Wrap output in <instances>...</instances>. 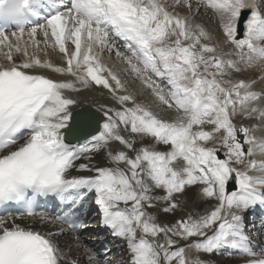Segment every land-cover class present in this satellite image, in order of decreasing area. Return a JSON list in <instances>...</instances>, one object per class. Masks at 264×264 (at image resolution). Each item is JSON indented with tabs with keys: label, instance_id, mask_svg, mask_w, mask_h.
<instances>
[{
	"label": "snow or ice",
	"instance_id": "snow-or-ice-1",
	"mask_svg": "<svg viewBox=\"0 0 264 264\" xmlns=\"http://www.w3.org/2000/svg\"><path fill=\"white\" fill-rule=\"evenodd\" d=\"M179 6L190 14L194 6L197 13L211 11L217 42L210 43L203 25L180 15ZM42 8L48 10L45 23L29 29L32 43L38 48L39 30L65 66L30 55L17 32L13 43L3 26L14 24L23 34ZM0 20V45L8 49L0 62V206L24 208L20 216H0V264H79L53 239L63 230L42 232L17 221L38 216L49 222L34 210V196L78 205L92 193L101 224L126 246L128 264H207L201 253L223 249L239 254L243 264H264V245L244 232L245 214L264 209V136L254 134L264 132V89L254 90L255 79L233 78L241 65L264 61L258 0H0ZM118 40L130 55L116 49V56L170 110L169 118L138 103L103 63L100 54ZM222 45L231 51L218 54ZM13 51L22 53L19 63ZM259 79L264 82V72ZM91 83L108 90L115 105L98 107L102 122L87 110L73 112L78 102L66 94ZM135 137L154 145L137 147ZM101 154L105 163H93ZM72 170L89 174L70 176ZM188 187L215 201L210 210L158 223L149 209L165 202L160 211L172 212L174 194ZM56 220L73 231L78 226V217ZM188 250L195 253L191 258ZM83 255L88 264H108L107 249L102 261L88 249Z\"/></svg>",
	"mask_w": 264,
	"mask_h": 264
},
{
	"label": "bare ground",
	"instance_id": "bare-ground-1",
	"mask_svg": "<svg viewBox=\"0 0 264 264\" xmlns=\"http://www.w3.org/2000/svg\"><path fill=\"white\" fill-rule=\"evenodd\" d=\"M63 1H67L68 0H63ZM59 3V2H58ZM193 4L195 5V0H193ZM258 5H259V9L260 11H262V13L264 14V3H261L260 0H258ZM185 7V6H184ZM177 11V8H176ZM248 11V10H246ZM178 12V11H177ZM249 12V11H248ZM180 15L182 16H188V18L190 19V21L193 24L199 23L201 25H203L205 27V29L213 36V40L210 41V43H216L217 42V37L220 35V32L218 30L217 27V20L216 18L212 15L211 11L206 10L204 8H201L199 10V14L200 16H202L203 14H205L206 16L209 14L210 18L206 19L204 16V19L202 18V20H199L201 22L198 21V19H200L199 17H197L198 13L196 11L195 6L192 9V13L190 14L188 12L187 7H185L184 9V13H180L178 12ZM196 16L197 19L195 20L193 17ZM45 23V21L43 22ZM209 23L212 24V30L209 27ZM12 33V32H11ZM11 33H8L10 40L14 43L16 41V37H13L11 35ZM17 36H20V42H21V46H25V43H27V47H28V52L31 55L33 52H37V54L39 55V57L41 59H48L51 60L54 64L58 65V66H65L63 59H62V54L59 53L58 50H53L51 47H46L44 40L45 37L43 35L42 32H40L39 30L37 31L34 39L36 42H38V48L35 44L32 43V37H30L29 35V29L25 30L23 34H21L20 32H17ZM222 46H224L222 48ZM219 49H218V54L221 53H227L228 51H231V49L227 46V45H222ZM116 49H118L119 51L125 53V55H130L129 53L126 52V50L123 47V43L121 42H116V46L115 48L111 51H103L100 55H101V59L103 61V63L110 68L121 80L122 84L125 85V78H123V73L124 71H126L128 73L129 76H131V78H134L135 74L132 73V71L129 69L128 65L124 62L123 59L119 58L116 56ZM226 50V51H224ZM8 52V49L6 47H4L3 45H0V62H3L4 60V54ZM12 56L14 58V60L19 63L20 60H22L24 57L22 55V53H16L15 51H13ZM225 58H230V59H236V57L233 55L231 57L225 56ZM241 68L243 70H245L246 72V76L243 77L242 79L245 81H251L253 79L256 80V84L254 85V90L256 91H260L262 89H264V82H261L259 77L262 74V72H264V61H256L254 63V65L250 68H246L244 65H241ZM44 72L45 75L52 77L54 79H71V77H60L55 73H52L50 70H39ZM106 75V73H105ZM245 75V74H244ZM243 75V76H244ZM138 77L136 76V79ZM234 79H238V78H234ZM136 82L140 83V89H143L145 87V85L142 83L141 79L139 78V80H136ZM80 90L78 92H68L66 93L67 95H69L71 98L75 99L78 103L74 106H72V110L73 112L82 108H87L89 109L91 112L97 114L100 116L101 118V122L103 121L104 117L102 115V113L100 111H98V107L100 105H108V106H115L113 100L110 98V93L108 92V90L104 89L102 86H97L94 83H91L88 87H83V86H79ZM131 89V87H130ZM126 90V89H125ZM127 92L129 91V89L126 90ZM123 94V93H121ZM143 99L146 100V98L144 97ZM138 103H142V98L138 100ZM146 102V101H145ZM147 106H149L153 111H156L159 115L163 113V111H159L158 106H159V101H157L155 104L146 102ZM144 104V103H143ZM131 106V105H129ZM170 112V111H169ZM169 114V113H168ZM163 118H169L168 115H166L167 117H164L162 115H160ZM237 124L239 123H244L245 125H251L253 123H258L257 121H250V120H244L241 121L239 119H237L235 121ZM208 130V129H207ZM257 136H264V132H255L254 133ZM124 135L126 137H128L129 139H132L133 136L130 133H124ZM135 139L137 140V147L141 146V143H143L144 145L150 146L152 147L154 145V142L149 138V139H144L142 142L140 140L139 137H135ZM22 142V140H21ZM113 147H118V145L114 144ZM158 148V150L160 148H162V146H156ZM221 155V157L223 156V150L220 151L219 153ZM260 157H257V159H259ZM81 162H86V161H77L76 163L79 164ZM93 163L97 164V165H103L105 163L104 158H103V154L97 156L93 161ZM89 173L86 172H76L75 170H72L70 172V176H75V175H88ZM252 175H258L259 173H251ZM231 190V188H229ZM198 189L195 187H188L185 189V191L183 193H176L174 194V201L177 203L178 207L176 209H174L172 212L173 213L175 211H179L181 210V200H180V195H183L184 200H186L183 204H187L190 205V208L192 210L191 211V215L192 217H198L199 215H203L206 211L210 210V206L212 203H215L214 200H205L203 198H201L198 194ZM157 195H162L163 192L161 190H157L156 192ZM90 198L92 199V203L90 204V206H94L98 209L99 211V207L94 203V193L92 194H88V197L83 201L84 204H88V200ZM183 200V201H184ZM165 206V202H160L157 204V206L155 207L154 210V214H156L158 216V218H160V220H164L165 223L168 222L169 219L166 218V213L160 211V209ZM185 206V205H184ZM257 209L254 208L252 210H249L245 216H244V223L247 220V214L252 213L253 210ZM85 213H84V218H85V223L81 228V232H83L84 230L87 229H94V233L96 235H99L100 238L98 239L101 242H109L108 245V253H113L116 251H119L121 249V247H125V256L128 259V253H127V249L126 246L123 245V243L113 237L111 235L110 229H108L106 226H103L101 224V218L99 219L100 222L97 223H93L94 220V215H91V211L89 210V208L85 207L84 208ZM150 211V210H149ZM100 213V211H99ZM47 218H51L50 222L48 223H42L38 217L37 221H34V218H25V221H21L18 220V223H23L25 225L31 226L39 231L42 232H48V231H52V232H59L60 230H63L64 232L69 231L64 225L57 223L56 221H54V219L49 216L48 214H44ZM101 216V214H100ZM181 216L178 215L176 216V219H181ZM258 217V216H256ZM251 219L249 220V223H252V225L250 226L251 230L250 231H256V235L257 236V240H253L254 243L256 244H260V245H264V227H261L262 224H264V220L260 219L258 217H250ZM107 230V233L104 234V231ZM77 233V232H76ZM75 234V233H74ZM72 236V235H71ZM77 235H73L72 237H64L63 234L61 235H56L53 237V239L59 244V246L65 251V253L68 255V257L70 259H78L79 260V264H88V261L84 258V251L85 249L91 250L86 244L83 246L82 244H80L79 241H76ZM86 237V236H85ZM88 237V236H87ZM123 245V246H122ZM99 246V243H98ZM105 250H99L101 251V254L104 255L105 254ZM98 251V250H97ZM91 252H93L91 250ZM191 254L194 255V253L192 252ZM101 256V255H100ZM118 258L116 259V262H123V257L118 255ZM203 260L207 261V264H223L224 261H226L227 259V263L226 264H243V259L241 258V256L239 254H236L234 252H232L231 249H223L221 252H217V253H213V254H205L203 256ZM126 259V258H125ZM102 261V260H101ZM125 262V261H124ZM128 263V262H127ZM109 264V263H108ZM113 264V263H111Z\"/></svg>",
	"mask_w": 264,
	"mask_h": 264
},
{
	"label": "rangeland",
	"instance_id": "rangeland-1",
	"mask_svg": "<svg viewBox=\"0 0 264 264\" xmlns=\"http://www.w3.org/2000/svg\"><path fill=\"white\" fill-rule=\"evenodd\" d=\"M184 9H185V7L184 6H179V7H177V11L178 12H180V13H184ZM204 16H205V18L206 19H209L210 18V15L208 14L207 16L205 15V14H203ZM200 16V14L198 13V15H197V17H199L200 19H198V21L199 20H202V18L204 19V16ZM197 17L196 16H194L193 18L196 20L197 19ZM199 22H201V21H199ZM209 25V27L211 28V30H212V24L211 23H209L208 24ZM219 30V29H218ZM224 46H222V48H223ZM224 51H226V50H224ZM229 52V51H228ZM245 74V75H244ZM123 78H125V80H126V82H125V85H124V89H129V91L127 92L128 94H131L132 96H134V98L136 99V101L137 102H139L138 100H139V98L141 99L142 98V103H144L145 105L147 104L146 102H149V103H152V104H155L156 102H157V100H156V98L153 96V94H152V91H151V89H148L147 87H144L143 89H140V83L139 82H136V80H139V77L136 79V76H134V78H131V76H129L128 75V73L126 72V71H124V73H123ZM244 75V76H243ZM246 76V72H245V70H243V71H241L240 73H235L234 74V76H233V78H238V79H242L243 77H245ZM130 87H131V89H130ZM146 98V100L145 99H143V98ZM146 101V102H145ZM158 109H159V111L161 110V111H163V113L162 114H160V115H162V116H164V117H167L166 115H168L169 117H170V115L172 114L171 112H169L170 110H168L165 106H163V105H161L160 103H159V106H158ZM160 111V112H161ZM169 113V114H168ZM206 130H207V128H206ZM223 155V154H222ZM221 158H223V156L221 157ZM183 198V195H180V200H181V210H177V211H175V212H173V213H166V218L167 219H169L168 220V222L167 223H165L164 222V220H160V218H158V223H161V224H171L172 222H174L175 220H178V219H176V216H178V215H180L181 217L180 218H187L188 216H190L191 215V211L190 210H192L191 208H190V205H187L186 203L185 204H183L186 200H184V199H182ZM184 200V201H183ZM214 203H212L211 205H213ZM185 205V206H184ZM152 213H154V210H155V207L154 208H151V209H149ZM91 215H94L93 217H94V221H93V223L95 222V223H97V222H100V216H99V212H98V210L96 209V208H93L92 207V211H91ZM38 220V217H36L35 219H34V221H37ZM26 219H23L22 221H25ZM50 220H51V218H48V221L50 222ZM48 222V223H49ZM249 229H250V224L249 223H244V232L246 233H249L250 231H249ZM75 233V234H74ZM105 233H107V230H105L104 231V234ZM63 235H64V237H72L73 235H77V236H79L80 237V239H79V242H80V244H82L83 246L86 244L92 251H93V249L92 248H94L95 247V249H99V246H98V243L97 242H95L94 241V237H96V234L94 233V229H87V231H84V232H82V233H79L78 234V232L76 233V232H73L72 234H70L69 233V231L68 232H64L63 233ZM72 235V236H71ZM247 235H249V236H251L252 238H253V240H257V236L255 237V235H256V231H253V233L250 235V234H247ZM84 236H86V237H84ZM87 236H88V238H87ZM91 238V240H90V238ZM95 242V244H94V242ZM109 242L110 241H108V245H109ZM96 243H97V245H96ZM184 242L183 241H181V244H183ZM124 245V244H123ZM122 245V246H123ZM99 251V250H98ZM97 251V252H98ZM125 251V247H121V249L119 250V251H116V252H113V253H111V258L108 260V263L109 264H111V263H113V264H128L127 262H128V259H127V257L125 256V254H123V253H125L124 252ZM94 252V251H93ZM100 252V255L102 256V254H101V251H99ZM192 253V251L191 250H188L187 252H186V255L189 257V258H191L192 256H193V254H191ZM108 254H110V253H108ZM195 254V253H194ZM100 255H98L99 257H100ZM118 255H120V256H122L123 257V262L122 261H120L119 263L118 262H116L117 260V256ZM205 254L204 253H201L200 254V256H201V259H203ZM126 258V259H125ZM102 260V259H101ZM228 260V259H227ZM224 261L223 262V264H226L228 261ZM125 261V262H124Z\"/></svg>",
	"mask_w": 264,
	"mask_h": 264
},
{
	"label": "water",
	"instance_id": "water-1",
	"mask_svg": "<svg viewBox=\"0 0 264 264\" xmlns=\"http://www.w3.org/2000/svg\"><path fill=\"white\" fill-rule=\"evenodd\" d=\"M84 110H87L88 112H90V113H92V114H94L96 117H98L99 118V120L101 121V118H100V116L99 115H97V114H95V113H93V112H91L89 109H87V108H82L81 110H79V111H84Z\"/></svg>",
	"mask_w": 264,
	"mask_h": 264
}]
</instances>
